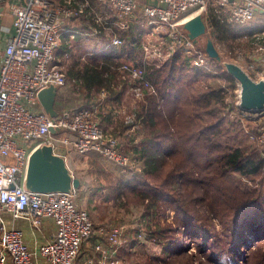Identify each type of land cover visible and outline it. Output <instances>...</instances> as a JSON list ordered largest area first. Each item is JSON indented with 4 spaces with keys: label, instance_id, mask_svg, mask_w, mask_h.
Instances as JSON below:
<instances>
[{
    "label": "built area",
    "instance_id": "obj_1",
    "mask_svg": "<svg viewBox=\"0 0 264 264\" xmlns=\"http://www.w3.org/2000/svg\"><path fill=\"white\" fill-rule=\"evenodd\" d=\"M9 1L13 31L0 58V264H33L35 259L23 232L8 227L3 220L4 213H10L13 219H27L36 226L44 218H52L57 231L53 239L40 247L41 255L48 264H77L81 246L88 237L98 233L120 245L123 227H97L90 213L77 203L76 193L27 190L28 160L35 147L48 144L64 157L96 153L126 165L129 157L123 154L119 138L108 132L99 116L100 110L113 109L117 101L111 102L110 92L103 88L98 103L65 108L51 118L41 104L39 93L52 85L58 88L67 85L66 70L56 61L57 50L63 29L90 4L88 0H0V4ZM98 1L115 13V25L120 29L140 24L150 35L161 37L159 44L146 43L147 39L142 41L146 63H160L161 59L166 61L180 52L189 55L195 66L207 67L209 55L204 47L198 48L184 24L200 13L210 19L214 12L225 25L253 31L264 64V0ZM110 18L111 15H106L98 20L109 22ZM123 42L118 36L111 40L113 45ZM144 67L131 62L121 65L129 73L130 88L138 97H143L146 91L157 93L146 79ZM240 111L254 124L250 137L264 149V111Z\"/></svg>",
    "mask_w": 264,
    "mask_h": 264
},
{
    "label": "rangeland",
    "instance_id": "obj_2",
    "mask_svg": "<svg viewBox=\"0 0 264 264\" xmlns=\"http://www.w3.org/2000/svg\"><path fill=\"white\" fill-rule=\"evenodd\" d=\"M59 1L63 2L64 0ZM98 13L99 12H97V14ZM202 15L207 24V31L201 37L200 43L197 44V46L201 49L205 46L209 38L212 39L222 56V61H216L209 56V64L207 67L203 68L208 73L195 76V81L190 85H184L186 94H190L191 99L211 89H222L221 92H223L224 89L225 98L218 96L214 98L210 105H206V100L202 99V102L197 104L194 103V106H198L199 104L201 110H214L223 118V128L225 129L223 137L224 148L242 147L248 153L252 150L258 151L260 155L264 157V149L258 146L249 134V131L252 130L254 126L253 122H251L252 120L245 114L241 113L240 108H238L241 85L236 79L230 81L226 78L228 72L223 63V61L237 63L255 80L259 81L264 79V64L260 60L257 37H255L254 33L250 32V29L248 28L232 26L230 32H219V36L224 37V39L218 40L215 36V29L212 26V22L210 19L206 18L205 13ZM104 16L105 14H100V17L104 18ZM91 19V15H88L84 10L80 16L72 18L70 23L86 25L91 23ZM100 24L106 26L105 23ZM258 24L260 23L258 22ZM143 31L144 32L141 33V35L144 36V39H147L146 43L159 44L161 37L156 38L150 35L151 33L148 29ZM138 51L139 50L135 51V57H132V60L130 61L132 65H134V60L138 61ZM140 51H143V47L140 48ZM183 55L187 57L189 56L187 54ZM170 59L171 57L166 61L161 59V62L157 63V65L162 66ZM56 61L64 66L68 74L70 67L73 66L74 57H70L69 61H64L62 57L56 55ZM140 62H142L140 63L142 66H147L148 63H156L153 61H147L146 63L144 59ZM193 70L195 71V69ZM193 70L188 69L191 73L189 74V72H186L185 74L191 76L194 73ZM189 81H191V79H189ZM115 82H118L117 78L115 79ZM71 91L72 92L68 93V97L76 95L91 98V104H95L96 102V94H90L86 91L82 92V86L80 85L79 88L77 86V88H72ZM74 91H78L79 95L75 94ZM223 94L224 93H222L221 96ZM154 95L147 94L146 91V94L143 97H138L130 88L125 94V97L124 94L123 96L121 95V102L118 103L119 105L117 104L116 107H111L113 109L105 108L100 110L101 112L99 113V116L101 117L102 124L109 133L114 137L119 138L123 154L129 157V161L126 165L106 160L100 154L96 153L87 156H80L78 158H75L76 155H68L65 157L68 166H72V172L74 171L73 174L76 177L81 175L84 181L83 186L79 188L81 190L78 191V193L76 192L77 195H75L77 203L90 213L96 226L105 224V222H101L102 217H104L113 225L125 224L132 237H136L138 233H140L139 237L143 242L140 243L139 248H136L137 252L130 255V259L126 264H165L164 260L166 258H172V255L174 254L173 251L176 248L175 243L178 239H183L181 244L186 248L185 254L179 258L171 260L170 264H243V261L239 259V253H237L236 250L238 249V246H235L230 239L232 238L231 220L235 211H245L248 206L256 204L255 207L263 210L264 168L257 175L247 176L245 174L234 172L231 173L232 175L230 178L225 177V174L216 172V176H213L211 179L213 185H218L219 187L215 193V197L220 198V204L225 206L226 211L224 214L214 215V212L210 214L206 209L205 212L208 217L203 211L202 216L204 219V226L212 236L209 240H207V238L203 239L202 237H199L200 232L197 236L188 239L185 238L183 233L179 232H166L162 236L158 232L159 227H165L170 223H174L175 210L173 205L171 204L168 209L161 208L162 210L158 212L153 209L148 213L146 205L141 201L140 197L142 196H139L138 193L134 194L131 192L132 190L130 191V187H132L133 184H137L138 181H150V179H147L148 177L145 173V158H143V155L139 151L137 152L132 148L136 144L142 142L143 139L151 136V129L143 118L146 116L147 111L151 107H154L152 105L153 102L151 101V99H153L151 97H154ZM109 96L111 97V102H113V100L116 102L118 101L117 99H119V97H117L118 94L116 93H112V95L109 93ZM172 104L174 106L175 101H173ZM162 110H166L168 113V108L164 109L163 107ZM109 113H115V118L112 119V121L109 117ZM214 120H217L216 117L208 118V121ZM152 146L151 144L149 145V147L152 148L151 152H157V150H160V148H154ZM160 155L162 156V154ZM197 167L201 168L200 166ZM160 176L164 177L163 175ZM138 186V192L149 190L148 186ZM140 189L143 191H140ZM224 189L228 194L223 193ZM228 189L232 192L229 193ZM249 192L251 193L250 196L247 194ZM242 199H249L246 204H244V207L241 204ZM257 200L260 202L254 203V201ZM164 202L165 201L160 202L161 206L165 204ZM237 202H240V204L236 210L234 207L237 206L235 205ZM193 210L196 211L199 210V208L194 207ZM250 212L252 213L253 211ZM257 213L258 211H254L255 215ZM152 232H155L156 236L153 237ZM249 235L252 238L250 233ZM171 236H175L174 242H166V238L171 239ZM259 242L262 243L264 251V240L255 243L258 244ZM173 244H175L173 250L166 255L165 249ZM249 248L250 247H247L246 245H242V249L240 247L241 251H243L241 256L245 255L246 251L244 250H248L247 252H249ZM257 263L258 260H256V264Z\"/></svg>",
    "mask_w": 264,
    "mask_h": 264
},
{
    "label": "trees",
    "instance_id": "obj_3",
    "mask_svg": "<svg viewBox=\"0 0 264 264\" xmlns=\"http://www.w3.org/2000/svg\"><path fill=\"white\" fill-rule=\"evenodd\" d=\"M77 1L84 2L85 0ZM95 1L88 0L89 4L93 6H96ZM210 20L215 29V36L218 40H223L224 37L219 36V32H230L231 27L222 23L214 12H211ZM91 21L93 23V19ZM131 29L133 30V28ZM257 29L255 28V30ZM115 30L124 37L125 42L121 47V51L125 49V45L130 41L133 45V32L129 36L126 33L123 34L124 32H120L118 28H115ZM250 32L253 31L250 30ZM136 45L131 46L129 49L130 53L133 54L136 51ZM62 46L57 50V55L60 51V53L64 52V47ZM61 47L63 48L62 50ZM111 62H113L115 68H120L122 65L114 60ZM135 65L139 66L138 64ZM109 67L111 66L107 64L101 71L93 65L90 66L85 63L83 68L86 70V74L76 75L75 72H72L71 80L80 86L82 81V85L86 86L89 90L93 86L100 89L105 87L110 91V95H112V93H115V91H111L113 89L112 82H114L117 76L108 78L103 75ZM144 68L146 79H149L155 88H157V93L155 95L152 94L154 97H151L153 98L151 99L153 103H151L154 107L152 108L151 105V108L143 118L151 129V136L143 139L142 142L133 146L132 149L137 152L139 151L143 155V158H145V173L147 174V179H150V181H138L137 184H133L130 187V191L132 190L131 192L134 194L138 193L139 196H142L140 197L141 201L146 205L148 213L153 209L158 212L162 210L161 208L168 209L171 204L173 205L175 210L174 223H170L165 227H159L158 232L162 236L166 232H179L183 233L185 238L188 239L197 236L200 232L199 237L209 240L212 236L204 226L203 211L205 212L207 209L210 214L214 212V215H221L226 211L225 206L220 204V198L215 197V193L219 187L218 185H213L211 179L213 176H216V172L225 174L224 176L227 178H230L231 173L234 172L247 176L257 175L264 168V157L258 151L252 150L248 153L242 147L224 148L223 137L225 129L223 128V118L214 110L204 111L199 108V104L198 106H194V103L202 102V99L206 100V105H210L214 98L218 96L225 98L224 89L223 92H221L222 89H211L190 99L191 96L190 94H186L184 85H190L195 81V76L208 73L205 69L195 66L190 57L177 52L162 66L157 65V63H148ZM188 69H195L191 76L185 74L189 72ZM68 76L67 74V78ZM226 78L230 81L234 79L229 74H227ZM222 93L224 94L221 96ZM173 101H175L174 106L172 104ZM163 107L164 109L168 108V113L166 110H162ZM210 117H216L217 120L208 121ZM150 144L154 148H160V150L151 152L152 148L149 147ZM138 185L148 186L149 190L138 192ZM140 191L143 190L140 189ZM228 191L229 193L232 192L230 189ZM223 193L225 194L227 191L224 189ZM247 194L251 195L250 192ZM248 200H241L243 207ZM161 201H165V204L162 206L160 204ZM258 202L260 201H254V203ZM239 204L240 202L235 204L237 205L234 207L236 210ZM255 205H247L248 208L246 206L245 211L242 212L235 211L231 220L232 238L230 239L235 246H238L236 250L243 264H256V260H258L257 264H264L262 243H255L264 240V208L262 210L255 207ZM194 207H198L199 210L194 211ZM250 211L253 212L251 213ZM254 211H258V213L255 215ZM205 215H207L206 212ZM249 233L252 235V238ZM95 235L99 234L94 233L91 236ZM152 236H156L155 232H152ZM137 238L138 240H142L139 235ZM174 238L175 236H171V239L166 238V242H174ZM182 240L178 239L175 243L176 245H170L165 249V254L167 255V253L173 250L174 245L176 246L172 258L164 260L165 264H170L171 260L185 254L186 248L181 244ZM242 245L250 247L249 252H247L248 250H244L246 253L243 256H241L243 253L241 251Z\"/></svg>",
    "mask_w": 264,
    "mask_h": 264
},
{
    "label": "crops",
    "instance_id": "obj_4",
    "mask_svg": "<svg viewBox=\"0 0 264 264\" xmlns=\"http://www.w3.org/2000/svg\"><path fill=\"white\" fill-rule=\"evenodd\" d=\"M140 1L159 2L160 0ZM95 5L96 6L88 5L85 8L86 13L92 16L91 18L93 19L94 24L92 23V21L90 24L86 25H77L75 23H69L63 29L62 42L60 46L63 45L62 47H64V49L61 47V50L63 49L64 52L60 53V51L58 56L62 57L64 61H69L70 57H74V62L73 66L70 67L68 71V81L70 82H68L67 85L63 87H60L58 90L56 101V108L58 109V111L63 110L65 108H79L82 106L94 105L91 104V98H85L76 95H71L68 97V93L72 92V88H77V86L79 88V85L71 81L72 74L75 72L76 75H85L86 70L83 68L85 66V63L89 64L90 66L93 65L95 68H98V70L100 69L101 71L104 66H107V64L111 66L106 69L103 75L108 78L112 76H117L118 82H115L114 79V82H112L113 89L111 91H115L118 96L120 94L119 99H117L118 104L119 102H121V95L123 96L124 94L125 97V94L128 92V90H130L132 80L127 71L122 70L121 66L120 68H115V65H113V62L111 61L114 60L115 62H119L122 65L124 63H129L132 60V57H135V52H133L132 54L130 53L129 49L135 44H137L135 49L139 51L137 58L138 61L134 60L133 64H138L139 66H141L142 64L140 63L142 62L140 61L143 59L145 60L144 51H140V48L142 47V41L144 40V36L141 35V33L144 32L143 30H146L145 27L141 26L140 24H133L131 26V28H134L133 30L131 28L121 30L118 26L115 25L116 17L115 13L113 14V11H108L103 8V6H101L98 0L95 1ZM0 10L3 11V14L0 15V58H2L7 40L11 36L13 31V13L11 9V1L0 4ZM97 12L99 13L97 14ZM100 14H105V16L111 15L109 22H100L105 23L106 26L99 23L98 18L100 17ZM115 28H118L120 32H124L123 34L126 33L129 36L130 33L133 32V45L130 41L129 43H127V45H125V49L121 51V47L125 42L124 37H122L120 33L115 30ZM114 36L122 38L124 41L123 44L115 46L112 45L111 40ZM81 83L83 84L82 81ZM82 84V92L86 91L90 94L95 93V104L98 103L100 100L101 90L105 87L100 89L93 86V88L89 90L86 86H83ZM74 93L79 95L78 91H74ZM66 102H68L69 104ZM109 117L112 121V119H114L113 113H109ZM76 158H78V156H76ZM70 168L72 170L71 165ZM79 178L81 179L80 187H82L84 181L81 175H79ZM79 188L77 190V193L81 190ZM3 220L8 227H14L20 229L23 232L25 243L27 244L29 249L33 253H35V259L33 264H48L46 259L40 253V247L55 237L57 226L52 218H44L41 224L38 226L32 224L27 219H13L10 213H4ZM101 222H105L104 225L108 227L123 226L124 237L122 243L120 245H115L110 242V240L106 236L103 235L90 236L83 242L81 246V250L77 258V264L128 263L130 255L132 253H136V248H139L140 243L143 242L142 240H138L137 238L139 233L136 237H132L130 235L128 227L125 224L113 225L104 217H102Z\"/></svg>",
    "mask_w": 264,
    "mask_h": 264
},
{
    "label": "water",
    "instance_id": "obj_5",
    "mask_svg": "<svg viewBox=\"0 0 264 264\" xmlns=\"http://www.w3.org/2000/svg\"><path fill=\"white\" fill-rule=\"evenodd\" d=\"M191 39L196 44L207 31V24L202 14H199L184 24ZM207 54L214 60L221 62L222 56L216 48L214 41L208 39L204 46ZM227 72L241 85L239 108L243 111H264V79L255 80L239 64L223 61ZM59 88L55 85L40 91L39 99L44 110L51 118L58 115L56 101ZM54 131V129H52ZM81 186V179L76 177L63 155L54 151L52 145L42 144L33 149L29 156L25 178V188L32 192L76 193Z\"/></svg>",
    "mask_w": 264,
    "mask_h": 264
},
{
    "label": "bare ground",
    "instance_id": "obj_6",
    "mask_svg": "<svg viewBox=\"0 0 264 264\" xmlns=\"http://www.w3.org/2000/svg\"><path fill=\"white\" fill-rule=\"evenodd\" d=\"M95 53V52H94Z\"/></svg>",
    "mask_w": 264,
    "mask_h": 264
}]
</instances>
